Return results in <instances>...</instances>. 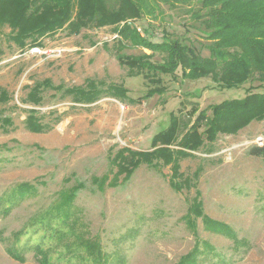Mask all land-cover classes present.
<instances>
[{"label":"rangeland","instance_id":"374dc122","mask_svg":"<svg viewBox=\"0 0 264 264\" xmlns=\"http://www.w3.org/2000/svg\"><path fill=\"white\" fill-rule=\"evenodd\" d=\"M200 4L201 0L190 3L195 9ZM188 6L170 7L156 0L159 18L145 14L135 24L148 28L153 41H161L164 28L188 37L208 56L201 44L206 40L200 41L196 27L199 21L185 12ZM11 34L8 25H0V95L4 89L9 98L0 102V112L11 119L7 130L0 127V264H39L36 244L54 264H82L78 254L84 249L74 244L75 252L69 251L67 243L75 240L65 234L70 226L59 215L48 216L63 191L78 183L83 186L73 202L76 229L100 238L111 255L110 264H177L197 240L200 264H264V156L249 153L252 146L264 144V119L251 121L235 134L221 133L195 156L182 159L181 171L191 178L190 188H173L171 168L163 164L143 163L129 180L105 190L93 181V176L114 175L117 167L111 152L123 146L150 149L153 135L169 126L173 114L188 121L194 105L202 109L243 97L249 87L264 92V83L250 80L238 88H221L211 77L183 79L179 69L175 76L160 74L167 90L141 103H123L108 94L92 104L74 103L71 96L48 88L42 102L34 105L25 98L30 87L45 78L66 87L82 85L87 78L105 86L122 83L131 97L151 85L143 74H130L120 64L111 26L49 35L41 44L52 49L48 56L23 54ZM56 48L64 50L59 54ZM142 51L150 53L139 47L125 49L133 54ZM152 59L161 61L162 54L156 52ZM30 109L49 125L47 130L33 132L25 126ZM199 167L202 170L194 177ZM22 182L33 184L35 190L22 200L11 197ZM194 197L202 201L204 213L228 225L234 237L207 228L202 215H193L190 223L187 214ZM57 229H62L63 237ZM203 242L212 248L203 249ZM9 248L24 259L13 257Z\"/></svg>","mask_w":264,"mask_h":264},{"label":"trees","instance_id":"16d2710c","mask_svg":"<svg viewBox=\"0 0 264 264\" xmlns=\"http://www.w3.org/2000/svg\"><path fill=\"white\" fill-rule=\"evenodd\" d=\"M160 1L170 7L189 5L185 12L199 21L196 27L202 36L200 41L206 40L201 44L209 50L208 56L203 55L188 37L175 35L164 28L161 41H153L148 28L135 24L145 14L159 18L161 11L156 13V0H0V25L11 28L10 37L20 49L41 45L43 37L61 30L74 35L82 29L111 26L117 34L115 49L120 64L128 67L130 74H143L151 85L142 95L131 97L129 89L122 83L105 86L101 81L87 78L82 85L66 87L45 78L30 87L25 101L39 105L44 90L51 88L71 96L74 103L92 104L106 94L123 103H141L167 90L160 74L175 76L179 69L183 79L211 77L221 88H238L250 80L264 83V0H201L198 9L190 5L193 0ZM134 47L148 49L150 53L125 52V49ZM156 52L162 54L161 61L152 59ZM8 99L7 91L1 90L0 102ZM190 115L186 121L173 114L169 126L153 135L150 149L123 146L111 152L110 159L117 167L114 175L93 176V181L100 190H105L107 186H118L129 180L143 163L153 167L163 164L171 168L169 183L173 188H190L191 178L181 171V160L195 156L194 152L206 142L215 141L221 133L235 134L251 121L264 119V92H254L249 87L243 97L211 103L202 109L196 104ZM0 121V127L7 130L6 125L11 123V119L0 112ZM25 126L33 132H44L49 127L36 115L35 109L29 110ZM249 153L264 156V144L252 146ZM201 170V167L197 168L194 177H198ZM82 186L78 183L69 191H63L60 202L48 211V216L54 218L59 215L63 223L70 226L71 230L65 234L74 235L75 240L67 243L70 244L69 251L75 252L74 244L83 248L78 254L82 264H110L111 255L103 249L100 238L86 236L76 229L79 220L73 210V202L76 191ZM33 190V184L22 182L14 188L11 197L22 200ZM195 197L187 214L190 223L193 224V215H202L207 228L234 237L228 225L204 213L202 201ZM57 232L64 236L62 229H57ZM199 245L197 240L193 250L183 255L177 264H200L198 254L202 249ZM203 246V249L212 248L206 242ZM35 250L39 264H54L41 244H36ZM8 252L15 258L24 259L14 248H9Z\"/></svg>","mask_w":264,"mask_h":264},{"label":"built area","instance_id":"2783aa9c","mask_svg":"<svg viewBox=\"0 0 264 264\" xmlns=\"http://www.w3.org/2000/svg\"><path fill=\"white\" fill-rule=\"evenodd\" d=\"M51 50L52 49H48V48L43 47L41 45H34L28 49V51L32 54H40V55H44V56L51 55ZM63 50H64V48H56L54 51H57L59 54H61Z\"/></svg>","mask_w":264,"mask_h":264},{"label":"crops","instance_id":"0c3cea01","mask_svg":"<svg viewBox=\"0 0 264 264\" xmlns=\"http://www.w3.org/2000/svg\"><path fill=\"white\" fill-rule=\"evenodd\" d=\"M47 39H49L48 36L43 37V39H42L43 43H45ZM43 43H42V44H43ZM30 47H31V46H30ZM30 47H28V48H26V49H24V50L21 49V50L23 51V54H26L27 51H28V49H29ZM28 54H30V53H28Z\"/></svg>","mask_w":264,"mask_h":264}]
</instances>
